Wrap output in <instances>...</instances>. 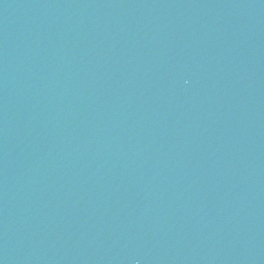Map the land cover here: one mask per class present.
<instances>
[{"label":"water","instance_id":"95a60500","mask_svg":"<svg viewBox=\"0 0 264 264\" xmlns=\"http://www.w3.org/2000/svg\"><path fill=\"white\" fill-rule=\"evenodd\" d=\"M0 264H264V0H0Z\"/></svg>","mask_w":264,"mask_h":264}]
</instances>
